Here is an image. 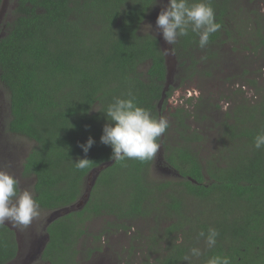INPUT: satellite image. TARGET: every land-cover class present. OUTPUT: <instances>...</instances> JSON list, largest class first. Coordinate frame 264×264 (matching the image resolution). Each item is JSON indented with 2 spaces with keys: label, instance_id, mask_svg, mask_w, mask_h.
Wrapping results in <instances>:
<instances>
[{
  "label": "trees",
  "instance_id": "trees-1",
  "mask_svg": "<svg viewBox=\"0 0 264 264\" xmlns=\"http://www.w3.org/2000/svg\"><path fill=\"white\" fill-rule=\"evenodd\" d=\"M238 1L211 0L221 27L206 48L198 46L199 37L191 31L170 45L188 77L213 76L224 66L223 44L264 61V16L255 9L245 11ZM233 2L236 7L231 8ZM3 3L0 0V9ZM15 3L0 38V81L10 95L8 130L35 144L23 163L25 177H36L34 200L39 209L55 212L80 205L91 187L81 208L47 227L49 241L38 264H80L91 254L81 249L86 224L98 218L109 219L104 231L130 233L141 220L151 224L147 232L138 226V240H145L138 264H207L214 256H227L231 264H264V148L254 146L255 136L264 131V77L263 82H244L255 93L250 96L241 87L237 94L249 97L230 104L214 122L218 144L209 155L198 150L207 133L193 128L189 119L212 116L222 106L202 96L192 108L184 104L173 110L179 137L170 135L169 123L158 141L173 178L154 175L163 168L155 166L157 153L145 162L114 161L93 183L92 173L113 161L111 147L101 143L109 123L103 112L113 98L126 99L131 90L138 106L160 118L165 107L159 105L172 96L173 88L165 90L169 66L161 39L142 31L159 14V0ZM249 58L230 65L244 67L247 74ZM254 72L263 76L264 67ZM90 137L95 141L86 157L91 162L78 170L74 162L85 158L80 145ZM209 228L219 232L214 248L199 237ZM179 238L182 243H177ZM96 239L101 241L102 235ZM192 247L202 255L184 261ZM19 253L16 233L0 224V264L12 262Z\"/></svg>",
  "mask_w": 264,
  "mask_h": 264
},
{
  "label": "rangeland",
  "instance_id": "rangeland-1",
  "mask_svg": "<svg viewBox=\"0 0 264 264\" xmlns=\"http://www.w3.org/2000/svg\"><path fill=\"white\" fill-rule=\"evenodd\" d=\"M16 0H4V3L0 9V38H2L6 33L7 24L13 18V11L16 8ZM241 8L250 13L251 10H258V13L264 16V0H239L238 1ZM168 0H159V10L160 12L166 7ZM232 7H236V2L229 3ZM159 12V14H160ZM159 14H154L151 19L148 20L142 27L143 32H152L161 39L163 48L168 58L169 66V76L166 83L165 90L170 91L173 88L172 96L161 103L160 108L165 107L163 110L164 117L169 123H172L171 114L176 107L188 106L192 108L191 105L197 101L199 97L204 96L207 100H211L214 104L218 103L222 106V110L218 112L213 111L212 116L209 114L203 119L194 120V117L189 119V123L192 124L193 128L197 130L205 131L207 137H205L203 143L200 144L198 150H203L204 155L211 154L218 144L219 134L216 132L217 128L214 122H218L217 118L225 115L226 110L230 108V104H234L243 100L244 97H249L248 93L245 95H238L237 92L243 86L245 91L249 92L251 96L255 93L252 89L251 92L247 89L244 82H248V79H258L263 82V76L261 74L256 75L254 70L261 69L264 67V61H259L254 58L252 54L243 49L233 51V44H223L222 51L227 54L225 57L224 66L214 73L213 76L199 74L195 77H188L183 69H180L176 61L175 55L170 49V45L167 44L160 30L156 27V20ZM234 26V25H233ZM250 57L245 60V66L248 68V73L241 69V67L231 66L232 61L244 60V58ZM246 75V76H243ZM242 89V88H241ZM221 98V99H220ZM192 99V100H190ZM229 101V103H227ZM192 103V104H189ZM189 104V105H188ZM209 109L206 111L208 112ZM10 95L8 89L0 81V171L9 173L15 178L24 179L23 180V190L32 193V186L27 183V180L31 182L34 177L24 178L22 174L23 163L27 155L33 149L35 144L21 136L12 134L8 130V122L10 120ZM177 126L173 124L170 128V135L173 137H179L176 131ZM157 164L155 165L160 170H155L154 175L157 178L169 179L174 177V173L170 168H165V160L163 158V151L160 150L157 155ZM89 180H94V173L89 177ZM91 181V183H92ZM60 210L56 211L59 212ZM40 215L34 218L30 224L17 225L14 222L6 221L8 223H13L12 226L17 230V238L21 250V254L16 259V264H38L41 262V257L36 256L33 252L36 249L37 252L43 248L48 237L46 231L47 220L55 212H47L44 210H39ZM109 219L98 218L91 220L86 224L87 235L81 243V249L85 247V251L90 250V256L83 257L80 264H127L125 260L132 261L134 264L142 259L144 255L145 240H138V226L140 229H144L145 232L149 231L151 224L147 221H140L137 223L135 228L131 229L130 233H125L119 231L118 228H112L107 231L104 229L107 226ZM102 235V240L97 241L96 237ZM133 237L136 240H132ZM41 243V244H40ZM100 248V249H97Z\"/></svg>",
  "mask_w": 264,
  "mask_h": 264
},
{
  "label": "clouds",
  "instance_id": "clouds-1",
  "mask_svg": "<svg viewBox=\"0 0 264 264\" xmlns=\"http://www.w3.org/2000/svg\"><path fill=\"white\" fill-rule=\"evenodd\" d=\"M156 27L169 45H175L178 37H185L191 31L198 35V46L204 49L209 44L211 34L217 32L221 26L216 22L211 0H196L191 4L188 0H168L166 7L157 17ZM126 95V99L114 97L113 102L103 112L109 123L103 128L101 143L111 147L110 159L115 162L128 159L150 161L162 150L158 141L166 133L169 122L165 117L156 118L148 109L138 106L131 90ZM94 143V139L90 137L85 144L80 145L85 158H78L74 162L76 169L89 167L91 160L86 157ZM254 146L257 150L264 148V131L255 136ZM17 185L18 180L12 175L0 171V224L11 221L27 226L40 215V206L34 200L33 194L29 191L18 193ZM218 236L219 232L215 228H209L207 233H199L208 248L216 246ZM182 242V238L177 240V243ZM201 255L198 247H192L189 254L185 255L184 261ZM207 264L231 262L227 256H214Z\"/></svg>",
  "mask_w": 264,
  "mask_h": 264
},
{
  "label": "flooded vegetation",
  "instance_id": "flooded-vegetation-1",
  "mask_svg": "<svg viewBox=\"0 0 264 264\" xmlns=\"http://www.w3.org/2000/svg\"><path fill=\"white\" fill-rule=\"evenodd\" d=\"M15 135H17V134H15ZM19 136V135H18ZM28 156V155H27ZM25 169H24V167L22 168V174L24 175V171ZM25 176V175H24ZM34 177V176H33ZM15 178V177H14ZM24 178H30V177H24ZM16 180H18V185H17V188H18V190H19V192L18 193H20V191L21 190H23V187H22V185L24 184L23 183V180L24 179H18V178H15ZM35 180H36V177H34V181L33 180H31V182L30 181H28L27 180V183L29 184V185H31L32 186V194H33V198L35 197V195H36V191H35ZM22 184V185H21ZM39 210H41V209H39ZM45 211V210H44ZM48 212V211H47ZM56 212V211H55ZM4 225H6L7 227H9L10 229H12L15 233H16V235H17V230L15 229V228H13V226H12V224L13 223H11V225H10V223H8V222H5V223H3ZM51 223H49V220H47V224H46V228L44 229V231H46V229H47V227L50 225ZM47 233V232H46ZM47 237H48V239H47V241H46V243L43 245L44 247L43 248H41L38 252H37V250L38 249H36L35 251H33L35 254H36V256H39L40 254H43V252H44V249H45V246H46V244H47V242L49 241V235H48V233H47ZM18 239V238H17ZM41 244V243H40ZM21 254V250H20V253H19V255ZM19 255H18V257H19ZM17 257V258H18ZM40 257H42L41 255H40ZM8 264H16V259L15 260H13L12 262H10V263H8ZM29 264V263H28Z\"/></svg>",
  "mask_w": 264,
  "mask_h": 264
},
{
  "label": "water",
  "instance_id": "water-1",
  "mask_svg": "<svg viewBox=\"0 0 264 264\" xmlns=\"http://www.w3.org/2000/svg\"><path fill=\"white\" fill-rule=\"evenodd\" d=\"M113 162H114V161H111L109 164L107 163V164L103 165L101 168H98V169H96V170L93 172V173H94V180H93V183H94V181H95L96 176L100 173V171L103 170L106 166L111 165ZM93 173H92V174H93ZM90 189H91V187L88 189V193H87V195H86V197H85V200H84L83 202H81L80 205L72 206V207H70V208H65V209H63V210H60L59 212H55V213L50 217V219H49V223H52L55 219L59 218L60 216H62V215L65 214V213L70 212L71 210H74V209H76V208H81V207L87 202V200H88V198H89V194H90L89 192H90Z\"/></svg>",
  "mask_w": 264,
  "mask_h": 264
}]
</instances>
